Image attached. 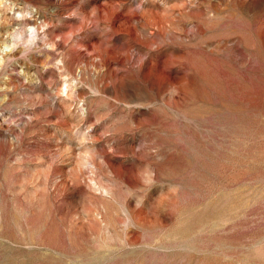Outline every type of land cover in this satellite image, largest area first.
Wrapping results in <instances>:
<instances>
[{
  "label": "rangeland",
  "instance_id": "1",
  "mask_svg": "<svg viewBox=\"0 0 264 264\" xmlns=\"http://www.w3.org/2000/svg\"><path fill=\"white\" fill-rule=\"evenodd\" d=\"M0 264H264V0H0Z\"/></svg>",
  "mask_w": 264,
  "mask_h": 264
}]
</instances>
